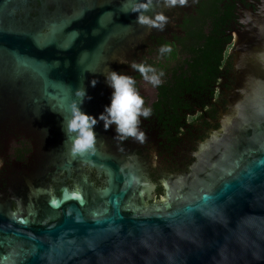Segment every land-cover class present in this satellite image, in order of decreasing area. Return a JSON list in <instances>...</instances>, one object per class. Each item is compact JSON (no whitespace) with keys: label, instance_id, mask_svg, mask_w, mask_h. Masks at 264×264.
Segmentation results:
<instances>
[{"label":"water","instance_id":"95a60500","mask_svg":"<svg viewBox=\"0 0 264 264\" xmlns=\"http://www.w3.org/2000/svg\"><path fill=\"white\" fill-rule=\"evenodd\" d=\"M77 1L72 11L57 7L32 19L36 0H0V85L6 75L40 76L42 100L65 122L78 89L87 94L88 78L102 74L115 39L126 42L150 27L137 22L138 12L122 10L135 0ZM166 5L153 0L147 11L154 18ZM234 53L228 109L202 143L203 151L216 150L205 175L146 207L152 188L132 168H112V157L96 144L75 152L109 167L104 208L90 210L72 195L50 202L59 216L41 225L0 205V264H264V0L237 34Z\"/></svg>","mask_w":264,"mask_h":264},{"label":"flooded vegetation","instance_id":"af4514ba","mask_svg":"<svg viewBox=\"0 0 264 264\" xmlns=\"http://www.w3.org/2000/svg\"><path fill=\"white\" fill-rule=\"evenodd\" d=\"M74 1L36 0L30 17L39 19L45 13L52 16L57 7L63 12L72 11L80 7ZM122 1L97 0V5ZM262 3L263 0H186L183 4L166 5V14L172 18L167 25L150 26L143 34L123 43L122 37L116 38L113 52L102 64L105 66L102 74L88 78L82 109L97 117L111 103L114 89L105 74L112 69L133 75L145 97V106L153 110L150 116L140 117L139 128L146 133L144 142L134 137L120 139L115 123L106 128L105 122L98 119L94 126L95 144L102 156L110 154L112 168L116 165L132 168L146 182L144 188H152L150 198L144 195L146 207L167 201L169 190L179 195L187 179L199 178L208 172L212 161L207 156H211L212 150L203 151L202 143L221 126V115L228 109L237 80L234 53L237 34ZM215 36L222 53L220 71L206 77L204 85L192 90L169 91V85L173 87L177 81L175 69L186 57L195 61L192 49L201 50ZM165 44L172 45L170 53L160 51ZM132 61L152 64L157 71L163 69V83L152 85L131 66ZM4 77V84L0 85L3 212L7 213L10 206L35 223H51L59 212L51 209L50 202H61L72 195L84 199L88 209L100 211L105 201L102 191L109 185L108 166L75 154L62 111L52 102L42 100L40 76L22 72ZM215 158L216 155L214 161Z\"/></svg>","mask_w":264,"mask_h":264},{"label":"clouds","instance_id":"9594fccd","mask_svg":"<svg viewBox=\"0 0 264 264\" xmlns=\"http://www.w3.org/2000/svg\"><path fill=\"white\" fill-rule=\"evenodd\" d=\"M186 0H166L168 6H174L177 3L183 4ZM153 0H135L131 8L124 7V11L138 12L137 22L146 23L150 26L164 27L169 19L164 11L157 12L155 17L148 13V9L152 6ZM160 51L171 52L172 45L165 44L161 46ZM131 66L142 74L143 78L152 85L157 86L163 83L161 77L164 70L157 71L152 64L143 61H132ZM106 80L114 89L112 92L111 103L105 105V110L99 114L89 113L82 109L81 105L86 95V89L80 88L77 95L80 97L78 102H74L71 108V115L66 117V132L72 141V148L75 152H84L90 149L96 142V133L94 126L98 119L105 122V127H110L113 123L116 125L117 133L120 139L134 137L140 142H144L146 138L145 131L139 128L141 116L148 117L152 114L151 106H145V97L141 94L137 87V80L133 75L112 69L106 71ZM97 83L94 78L93 86ZM88 99L91 96L88 95Z\"/></svg>","mask_w":264,"mask_h":264},{"label":"trees","instance_id":"16d2710c","mask_svg":"<svg viewBox=\"0 0 264 264\" xmlns=\"http://www.w3.org/2000/svg\"><path fill=\"white\" fill-rule=\"evenodd\" d=\"M216 37L209 39L201 50L192 49V60L195 61L186 57L183 64L175 69L173 74L177 76V81L173 87L169 85V91L192 90L199 85H204L206 77L210 78L211 75L220 71L222 53L219 39ZM214 38L216 39L214 40ZM186 65L188 66L186 67Z\"/></svg>","mask_w":264,"mask_h":264},{"label":"rangeland","instance_id":"374dc122","mask_svg":"<svg viewBox=\"0 0 264 264\" xmlns=\"http://www.w3.org/2000/svg\"><path fill=\"white\" fill-rule=\"evenodd\" d=\"M152 88V87H151Z\"/></svg>","mask_w":264,"mask_h":264}]
</instances>
